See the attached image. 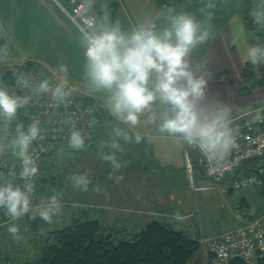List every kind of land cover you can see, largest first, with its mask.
Returning a JSON list of instances; mask_svg holds the SVG:
<instances>
[{"label": "clouds", "instance_id": "clouds-1", "mask_svg": "<svg viewBox=\"0 0 264 264\" xmlns=\"http://www.w3.org/2000/svg\"><path fill=\"white\" fill-rule=\"evenodd\" d=\"M216 7L213 0H207L198 9V17L165 6L155 18L146 17L128 30L122 28L119 19L113 21L107 11L99 20L93 17L87 21L78 42L83 48V78L88 94H101L104 109L116 121L109 139L101 142V147L110 151L100 153L113 172L127 165L117 157V152L126 154L121 141L139 145L152 143L156 136L178 139L187 146H195L204 159L216 163L225 161L237 146V130L230 126L231 109H212L204 103L207 80L201 74L202 66L191 63L193 51L212 37ZM251 16L255 30H264V4L254 9ZM157 20L161 21L159 25ZM3 31L0 25V33ZM244 31L242 24L237 25L238 35L242 36ZM9 55L6 41L0 47V63H5ZM245 56L254 68L264 66V44L246 47ZM68 71L67 65L61 63L48 77L38 78L18 70L12 72L14 84L0 80V158L10 156L20 166L18 174L15 164L7 174L0 172V210L10 221L7 232L18 243L23 237L14 222L28 216L30 220L39 217L51 224L61 210L62 195H51L33 205V178L39 176L33 146L45 137L39 118L31 117L25 126L19 115H28L29 107L41 98H50L49 108L63 106L67 110L77 91L69 87ZM78 122L75 112L60 122L67 128L69 152L86 148L90 133L78 127ZM95 123L93 117L87 121V127L90 129ZM142 126H152L155 135L141 132ZM109 178H113L111 173ZM17 179L23 184L16 183ZM69 179L75 189L88 191L91 180L87 172ZM115 179L119 182L123 176ZM94 191L99 193L101 189L96 187Z\"/></svg>", "mask_w": 264, "mask_h": 264}, {"label": "rangeland", "instance_id": "rangeland-1", "mask_svg": "<svg viewBox=\"0 0 264 264\" xmlns=\"http://www.w3.org/2000/svg\"><path fill=\"white\" fill-rule=\"evenodd\" d=\"M58 1L70 9V5L65 0ZM115 1L118 3L116 19L121 21L124 30L138 23L133 12L123 6V0ZM145 1L155 7L156 14L164 9V5H168L175 7L177 11L195 13L198 17V9L207 3V0H164L162 4L159 3L160 0ZM213 2L217 7L212 21L213 34L207 43L218 33L219 28H222L219 39L225 43L229 55L238 60L246 59V47L257 43L264 44V30L257 34L255 31L245 29L242 36L236 32L237 25H245L243 15L248 13L252 18L251 12L264 4V0H213ZM99 19L100 17L97 20ZM225 22L227 24L223 27ZM157 23L160 24L161 21L157 20ZM0 25L4 27L3 33H0V39L3 40L0 47L7 41L10 52L8 60L0 63V80L6 69L14 65H22L26 61H30L32 63L30 67L46 77L51 76L52 70L63 63L69 70V86L82 90L86 88L83 78V48L78 43L81 33L54 1L0 0ZM229 45L233 46L229 47ZM203 47L204 45L198 46L194 51L198 52ZM253 69L256 76L262 74L264 77V66ZM241 91L242 95L251 93L244 92L243 89ZM261 93H264V90L254 94L261 95ZM77 95L89 97L86 94ZM96 103L100 106L99 102ZM263 105L264 99L256 102V107ZM115 124V120H96L94 150L97 155L91 152L94 150L86 148L70 155L56 147L51 155L46 156L47 158L39 166L34 200L39 205L41 200L46 201L51 195L61 193L68 204H61V210L53 216L51 224L41 221L39 217L34 221L30 220L28 216L15 221L23 237L19 243L7 232L10 222H6V219L0 216V264H21L36 258L41 250L44 233L60 228L81 215L84 218L86 216L99 219L104 225L109 224L111 229L121 236L124 232L136 230L131 219L140 215L146 219H158L173 224L175 228H181V225H178L181 222L194 235L201 232L217 234L229 230L232 226L234 228L240 226V220L235 216L238 211L243 214L242 207L237 206L239 200L246 198L255 202L264 201V188L259 186L222 194L221 184H216L198 174L199 170L195 167L191 151L189 159L192 166V180H190L185 169L183 148L171 139H167L165 167L162 166L159 158L152 156L151 148L145 147L141 150L140 144H124L121 141L126 154L117 152V157L126 161L127 165L119 172H113L111 164L102 160L100 153L110 151L106 147H101V142L109 139ZM163 161L165 158L162 159ZM134 167L136 169L140 167L139 174L131 170ZM84 172H87L91 182L96 183L101 189L98 194L91 189L92 185L88 186L91 194L90 191H80L72 186L69 177ZM110 173L112 179L109 178ZM120 175L123 179L117 182L115 176ZM144 177L149 180L148 183H145ZM145 185L152 187L151 190H146L151 197H149L150 201L146 199L141 206H150L152 209L137 207V204L132 202L135 196L140 197V193L145 192V189L140 188ZM50 187L56 193L50 190ZM109 203L113 205L112 209L108 207ZM250 204L254 205L252 202ZM152 212L167 216L157 217L151 214ZM142 222L136 223L137 228ZM41 228L43 232L39 231Z\"/></svg>", "mask_w": 264, "mask_h": 264}, {"label": "built area", "instance_id": "built-area-1", "mask_svg": "<svg viewBox=\"0 0 264 264\" xmlns=\"http://www.w3.org/2000/svg\"><path fill=\"white\" fill-rule=\"evenodd\" d=\"M53 1L67 15L80 33L86 26L88 20L93 17L97 20L85 1L69 0L70 9L64 7L58 0ZM22 71L30 72L38 78L46 77L32 67L23 68ZM9 84H14V80L12 79ZM72 101L71 106L67 110L63 106L59 109H52L48 107V104L51 102L50 98H41L33 106L29 107L28 115H19L20 121L25 126L31 122V117H37L41 121V127L43 129L42 135L45 139L34 143L33 146L38 167L56 146L66 147L67 141L65 137L67 135V128L60 122L67 114L73 112L77 114L79 118L77 126L84 128L90 133L88 140H86V149L93 148L95 143V124L89 129L87 127V121L93 117L96 120L100 106H98L95 100L85 95L73 94ZM230 126L234 130H237V146L223 162H210L203 158L195 146H187L183 143L185 169L189 179L192 180V166L189 159V153L191 151L194 152L195 165L202 171L204 178L222 185L220 190L222 194H226L229 190L242 191L257 186L264 188V168L257 169L264 158V105L254 107L244 114L232 118ZM251 160L255 161V163L250 164L251 170L249 172L243 173L242 170V173L236 176L231 182H228L230 176L237 169L243 167L246 161ZM14 164L15 171L18 174L20 168L18 161L10 157L0 158V172L7 174L9 169L13 168ZM33 181L34 193L31 199L33 205H38L34 200L35 190L38 186L36 177L33 178ZM15 182L21 185L23 184V181L19 179ZM50 190H53L52 187H50ZM53 192L56 193L54 190ZM60 203L63 205L68 204L62 196H60ZM252 212L253 209L251 208L247 211V214H251ZM151 214L157 217L167 216L155 212ZM0 216L6 219V222H10L8 217L4 215V210H0ZM237 217L239 218L240 215H237ZM198 242L205 254L207 264H259V259L264 257V213L262 216L256 217L244 225L218 233L212 237L200 233Z\"/></svg>", "mask_w": 264, "mask_h": 264}, {"label": "trees", "instance_id": "trees-1", "mask_svg": "<svg viewBox=\"0 0 264 264\" xmlns=\"http://www.w3.org/2000/svg\"><path fill=\"white\" fill-rule=\"evenodd\" d=\"M81 1L89 5L97 19L107 11L111 19L116 20L118 3L115 0H91L90 4L88 0ZM159 3H164V0H160ZM243 19L247 30L261 33L255 30L248 13L243 15ZM2 42L0 39V43ZM191 55L195 57L194 53ZM31 65L30 61H26L22 65L9 67L2 74V80L9 83L13 79V71ZM241 78L247 83L250 82V87L243 89L244 92H251L252 89L264 86V77L253 79V66L247 61L242 69ZM99 119L110 121L112 117L101 108L96 115V120ZM56 147L70 155L77 153L69 152L64 146ZM91 152L97 155L96 152ZM254 163L253 160L246 161L243 167L230 176L228 182L242 173V170L243 173L249 172L250 164ZM195 167L198 168L196 165ZM200 173L203 176L202 171ZM42 242L39 255L21 264H187L200 248L198 240L193 239L187 232L173 228L158 219H152L140 232L126 239L112 229H105L97 219L86 216L84 218L82 215L60 228L44 233ZM259 262L264 264V257L259 259Z\"/></svg>", "mask_w": 264, "mask_h": 264}, {"label": "crops", "instance_id": "crops-1", "mask_svg": "<svg viewBox=\"0 0 264 264\" xmlns=\"http://www.w3.org/2000/svg\"><path fill=\"white\" fill-rule=\"evenodd\" d=\"M65 1L69 4L68 2L69 0H65ZM124 5L130 11L133 12V14L138 19V22L143 20L146 17L155 18L157 16V14L155 13V9H154L155 7L147 3V1L145 0H123V6ZM226 24L227 22L223 24V27L226 26ZM220 30H222V28H219L218 33L215 34L213 39L209 43H207V45H205L200 51L198 52L193 51L195 57L193 58L191 55V63L193 65L199 64L202 66L203 72L201 74H203L207 80L206 98H205L204 103L212 109H218L220 107L230 108L231 109L230 119H232L256 107V102L262 101L264 99V93H261V95L260 94L257 95L254 93L264 90V87L255 89L251 91V93L249 94H244V95L241 94L242 93L241 90L244 89L245 87H248L250 84V83L243 81V79L241 78V72L247 60L245 58L241 60L234 59L232 56L229 55V51L226 49L225 43L219 39ZM232 46L233 45H229V47H232ZM216 52H217L218 57L216 56ZM14 64H17V63H14ZM253 76L255 80L262 78V74L260 76H256L255 72H253ZM75 94H86L89 97L96 100L97 102H99V105L101 108H104L102 100L100 98L101 94H96L94 96L89 95L86 88H84L83 90L77 89ZM112 120L114 119L112 118ZM139 130L141 132H148V133L155 135L154 128L152 126H147V127L142 126ZM95 135L96 134L94 130L95 143H94L92 150L95 149V145H96ZM167 139H170V138L156 136V138L153 140L152 143L142 142L143 144L141 143L139 145V149L142 150V149H145V147H147L148 149L151 148L152 156L155 157L156 159L159 158L161 161L160 163L162 164V166L165 167L167 166V162H166L167 161V149H168V147L166 146V144H168ZM171 140H174V139H171ZM175 141L178 144H180V146L183 148L184 145L180 140L175 139ZM158 144H159V148H158ZM192 156H194V152H192ZM95 158H98V157H95ZM163 158H165V161L162 162ZM139 168L136 169L134 167L131 170H133V172H138L139 174ZM198 174L201 175L200 171L198 172ZM144 181L145 183L146 182L148 183L149 180L146 179V177H144ZM90 185H92L91 186L92 190H94L97 187L96 183H93V182H91L89 186ZM140 188L145 189V192L140 193L141 196L140 197L138 196L140 199H138V197L135 196L134 197L135 200L132 201V202H135V204H137V207L139 206L142 207L141 205H143L145 200L147 199V201H150L149 197H151V195L147 193L146 190L149 191L152 189V187L145 185V187L143 188L140 187ZM94 192L92 193L93 195H94ZM89 193L91 194V191ZM228 193H232V192L228 191ZM241 200L242 201L240 200L238 201L237 206L238 208L242 207L241 210L243 211V214L239 213L238 211V213H236L235 215L236 218L240 220V226L252 221L256 217H260L263 215L264 213V201L263 200L261 202H255V201H252L246 198H242ZM250 202L254 203V205L250 204ZM108 207L112 209L113 205L109 203ZM142 208L152 209L150 208V206L142 207ZM251 208L253 209V212L251 214H247V211ZM170 211L175 212L173 210H170ZM237 215H240V217L238 218ZM97 220L102 224L101 220L99 219ZM151 220L152 219H148V218L146 219V217L141 216V215L133 216V218L131 219V222H132L133 227H135L134 229L136 230L133 232L131 231L124 232V235L122 237L126 239L131 238L134 234L140 232ZM138 222L140 223L142 222V225L139 228H137L136 226V223ZM103 225L104 224H102V226ZM169 225L175 228L173 224H169ZM178 225H181L180 226L181 228H176V229H180V230L187 232L193 239L198 240V238L200 237V234H196V235L191 234L188 228L182 225L181 222ZM178 225L176 224V226ZM103 227L111 230V227L109 226V224H106ZM233 228H234L233 226L230 227V229H233ZM201 234L211 237L213 235H216V232L214 233L209 232L208 234H204L203 232H201ZM187 264H207L206 257H205L203 250L199 248L193 254V256L189 259ZM259 264H262V263L259 262Z\"/></svg>", "mask_w": 264, "mask_h": 264}, {"label": "water", "instance_id": "water-1", "mask_svg": "<svg viewBox=\"0 0 264 264\" xmlns=\"http://www.w3.org/2000/svg\"><path fill=\"white\" fill-rule=\"evenodd\" d=\"M264 168V158L262 159V162L258 165L257 169H261ZM230 192H232V190H229Z\"/></svg>", "mask_w": 264, "mask_h": 264}]
</instances>
